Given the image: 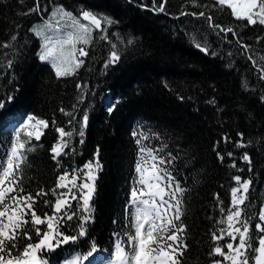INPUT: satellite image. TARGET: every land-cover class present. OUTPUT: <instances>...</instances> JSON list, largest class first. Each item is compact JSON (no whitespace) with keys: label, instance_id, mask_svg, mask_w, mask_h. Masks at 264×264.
<instances>
[{"label":"trees","instance_id":"trees-1","mask_svg":"<svg viewBox=\"0 0 264 264\" xmlns=\"http://www.w3.org/2000/svg\"><path fill=\"white\" fill-rule=\"evenodd\" d=\"M34 2L0 0V42L9 41L18 33L13 42L15 49L0 48V53H8L7 57L0 55V98L6 104L0 109V141L9 140L13 128L27 114L49 120L50 126L43 130L41 140H33L42 147L30 154L31 166L24 171V186L33 192L40 187H54L59 174L64 170L71 173L73 168L93 159L97 148L103 165L96 181L94 218L87 225L88 236L76 244L64 245L47 258L66 264L77 253H85L93 240L98 250L90 259L95 260V255L101 256L112 248V233L125 222V206L136 176L138 146L132 136L135 130L150 137L145 144L166 145L161 155L167 157L171 152L177 157L170 168L187 189L183 197L189 244L186 264H210L212 259H220L208 256L213 243L211 230L221 218L215 195L219 194L227 208L230 188L235 186L231 176L238 174L253 180L248 193L255 204L252 211L264 202V102L260 99L264 81L257 80L236 38L229 33L227 39H222L224 34L209 29L203 18L182 16L181 11H208L194 7L192 0H167L164 12L153 9V0H41L48 12L43 16L23 15ZM212 2L197 0L198 4ZM56 5L74 12L83 6L119 22L108 28L109 42L96 38L87 47L89 56L75 75L59 79L50 63L38 59L40 38L29 31L40 26ZM211 14L216 22L236 28L242 43L264 54V27L237 28L241 22L229 15L215 10ZM94 35L98 37L99 33ZM129 39L132 44L127 43ZM196 41L206 42L209 54L196 48ZM112 43L117 45L121 59L105 68ZM7 59L15 61L12 69L4 67ZM245 80L248 90L242 87ZM78 83L87 85L82 103ZM7 96L13 99L7 101ZM212 100L215 102L209 103ZM111 105L115 108L110 112ZM61 108L73 112L76 128L85 111L89 119L84 143L81 145L80 138L74 136L71 147L76 151L61 156L58 167L49 151L58 137L51 120L55 118L58 126L68 130L67 121L71 119L59 111ZM238 132L244 133L245 141H252L249 147H234ZM157 135L159 139L155 138ZM224 136L231 137V141L225 143ZM214 148L221 153L232 151L237 168L244 171L228 167L232 158L226 157L222 163ZM246 151L252 157V172L240 159ZM72 203L75 208L76 202ZM75 223H69L66 234H75Z\"/></svg>","mask_w":264,"mask_h":264},{"label":"snow or ice","instance_id":"snow-or-ice-1","mask_svg":"<svg viewBox=\"0 0 264 264\" xmlns=\"http://www.w3.org/2000/svg\"><path fill=\"white\" fill-rule=\"evenodd\" d=\"M192 3L194 7L208 11H181L180 14L203 18L209 29L217 34H224L222 39H227L231 33L242 50L241 54L251 62L257 80L264 81V54H258L256 49L242 43L243 38L236 28L216 22L211 14L215 10L229 15L241 22L237 28L256 25L264 27V0H213L211 4H198L197 0H192ZM166 4L167 0H159L158 4L153 0V9L164 12ZM44 12H48L47 7L42 6L41 0H35L33 7L23 15L36 13L43 16ZM117 23L119 22L110 16L83 6L74 12L66 10L63 5H56L39 27L33 26L29 31L41 39L38 59L50 63L59 79L75 75L89 56L87 47L96 38L109 42L108 28ZM95 33H99L98 37ZM17 37L18 33L13 34L9 41L0 42V48L15 49L13 42ZM127 43L132 44L133 41L129 39ZM194 46L209 54L206 42L202 44L196 41ZM111 48L105 68L121 59L117 45L112 43ZM210 54L216 55L215 52ZM0 55L7 57L8 53ZM228 55L231 56L232 53ZM14 63L13 59H7L4 67L12 69ZM76 87L82 93L79 97V102L82 103L87 85L78 83ZM242 87L248 90L247 80L242 83ZM12 99V96H7V101ZM260 99L264 102V95ZM5 106V99L0 98V109ZM75 107L73 105L74 109ZM114 108L115 105H111L109 111ZM59 111L71 119L67 121L68 130L65 126H58L55 118L51 120V127L58 133V137L49 151L58 167L61 156L76 151L71 147L74 136L80 138L81 145L84 143L89 119L85 111L76 128L73 126L76 120L73 112H66L63 108ZM49 126V120L27 114L13 128L11 138L0 141V264H58L50 261L47 256L62 249L64 245L76 244L81 238L88 236L87 225L94 218L95 207L92 201L96 193V181L98 173L103 169L99 148L95 150L93 159L81 167L73 168L71 173L64 170L59 174L54 187L48 190L40 187L33 192L26 190L24 186L25 168L31 166L30 154L42 147L33 143V140L39 142L44 135L43 130ZM132 136L138 146L136 176L125 206V222L120 230L112 233L113 246L109 250L107 264H186L185 252L189 244L188 228L183 221V197L187 189L181 186L170 168L177 157L171 152L167 153V157L161 155L166 145L154 147L145 144L144 141L150 139L146 133L134 130ZM237 136L239 139L234 147L247 148L251 145V140L245 141L244 133L238 132ZM155 138L159 139V136ZM222 139L225 143L231 141L229 136ZM66 149L69 151H65ZM216 155L222 163L226 157L232 158L228 167L237 169V172L244 171L237 168L232 151H216ZM240 159L248 165L247 171L252 172V157L249 153L244 152ZM231 179L235 186L230 188L231 201L227 208L219 194L215 195L221 218L215 222L214 230H211L213 243L208 256L220 259L214 258L210 264H264V202L258 210L252 211L255 204L248 195L253 185L252 178H242L237 174L231 176ZM49 196L53 199L45 198ZM73 201L76 202L75 208ZM73 221L76 222L75 234H66L69 223ZM113 223L116 224L117 221L114 220ZM221 241L224 243H220ZM97 250L93 240L85 253H77L66 264H83L85 261L91 264L90 258Z\"/></svg>","mask_w":264,"mask_h":264},{"label":"rangeland","instance_id":"rangeland-1","mask_svg":"<svg viewBox=\"0 0 264 264\" xmlns=\"http://www.w3.org/2000/svg\"><path fill=\"white\" fill-rule=\"evenodd\" d=\"M54 26H55V21L53 22ZM39 27V26H38ZM55 35H60V33H55ZM40 42H41V39H40ZM109 96H107L108 98ZM97 257H95L96 259L93 260V259H90L91 261V264H107V261L109 260L110 258V251L108 253H105V254H102L101 256H99L98 254L95 255ZM84 264H88L87 261L84 262Z\"/></svg>","mask_w":264,"mask_h":264}]
</instances>
